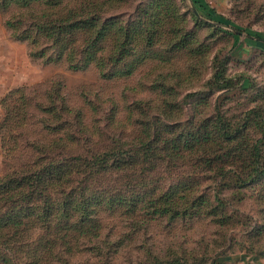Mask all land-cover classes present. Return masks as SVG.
<instances>
[{
  "label": "rangeland",
  "instance_id": "1",
  "mask_svg": "<svg viewBox=\"0 0 264 264\" xmlns=\"http://www.w3.org/2000/svg\"><path fill=\"white\" fill-rule=\"evenodd\" d=\"M142 243L264 264V0H0V264H143Z\"/></svg>",
  "mask_w": 264,
  "mask_h": 264
},
{
  "label": "trees",
  "instance_id": "2",
  "mask_svg": "<svg viewBox=\"0 0 264 264\" xmlns=\"http://www.w3.org/2000/svg\"><path fill=\"white\" fill-rule=\"evenodd\" d=\"M78 26H81V27H85V28H87L88 27V24H85L84 22L82 23V24H78ZM227 133H223V136H225L224 138L225 139H227ZM230 140H232V139H230ZM229 140L227 139V142H228ZM260 142H262V140H257L256 141V143H255V148L257 149V146H258V144L260 143ZM128 163H130V162H128ZM114 164L112 163V166H113ZM256 171V169L254 168V170H252L250 173V176L248 177V178H250V177H253V175H254V172ZM237 171L233 168L232 169V174L235 176V177H237V179H239V177H242L241 175H237ZM110 201H112L111 199H109ZM100 202H102V203H104L105 201H106V199L105 198H100V200H99ZM110 201L108 202V203H110ZM122 201H127L126 203H128L129 204V202H130V200H129V202H128V200H122ZM108 203H104V204H106L107 205V208L109 209L110 208V205L108 204ZM218 203V204H217ZM215 205L214 204H212V203H210L208 206H206L205 208H206V210H216V211H218V210H222L221 209V207L222 206H225V204H223L222 202H217ZM96 205H99V202L96 204ZM131 206H130V210L131 211H135V209L137 208V205H136V202L135 201H133V202H131V204H130ZM81 208H82V206H80ZM83 207L84 208H87V209H85V210H88V209H90L89 208V204H84L83 205ZM191 208H194V209H199V206H195L194 207V204L193 205H191L190 206ZM111 208H113V205L111 206ZM110 208V209H111ZM191 208H189L190 210H191ZM208 208V209H207ZM143 208H141V210H142ZM144 210L145 209H143V212H144ZM156 213L155 214H153V218L152 219H154V217H156V216H158V214L157 213H159V211L160 210H154ZM167 212V209H163L162 210V213H166ZM171 214V211L169 210V214H166V215H170ZM144 215V214H143ZM181 215V214H180ZM179 216V213L178 212H174V213H172V215H171V219L173 220V219H175L176 217H178ZM191 217H194V213L191 215ZM152 219H148L146 216H141L140 218H132V225H131V228L129 229V233H128V236L126 237V238H124V239H122V241L121 242H118V243H116L117 241H120V238L118 239V240H116V241H111L110 240V238H109V236H105L104 238H102L101 239V246H100V250H101V253H105V251H106V253L108 254V255H111V254H113L114 253V251H117L120 247H122V245L123 244H125L126 242H128L129 240H134V243H136L137 241H138V235L140 234L141 235V237H145V231H146V229L148 228V224H149V222L152 220ZM221 219L223 220L224 219V216H221ZM230 219H231V217H230ZM221 220V221H222ZM92 221L93 220H91V215H86V216H83V217H80L79 219H74V220H71L69 223H68V225L69 226H71V225H78V226H81V227H83V228H88L89 227V225H91L92 224ZM142 233V234H141ZM145 241V240H144ZM146 242V241H145ZM139 250L140 251H142V250H145V252L147 253L148 252V255H149V257L150 258H148L149 260L148 261H146V262H144L143 264H178L179 262H180V260L181 261H186V258H182V257H175V258H172L171 256H167V257H160V256H158V255H153V252H152V249L150 248V247H148L147 245H146V243L144 244V243H142V244H140V246H139ZM171 250H173V249H171ZM174 251V250H173ZM107 254H106V256H107ZM263 257H264V255H262ZM140 264V263H139Z\"/></svg>",
  "mask_w": 264,
  "mask_h": 264
}]
</instances>
